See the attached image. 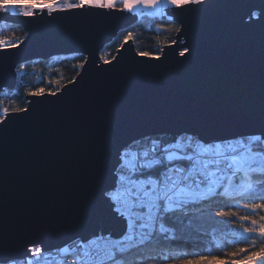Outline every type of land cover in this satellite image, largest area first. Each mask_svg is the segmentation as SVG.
Here are the masks:
<instances>
[{
    "label": "snow or ice",
    "instance_id": "6c2138e0",
    "mask_svg": "<svg viewBox=\"0 0 264 264\" xmlns=\"http://www.w3.org/2000/svg\"><path fill=\"white\" fill-rule=\"evenodd\" d=\"M9 17L20 19L9 23ZM58 18L72 21L76 38L85 42L73 51L82 57L72 65L76 74L48 79L47 90L23 85L22 95L18 89L0 92V141L14 121L32 118L34 104L49 97L60 101L69 85L83 81L88 64L101 73L119 65L118 56L129 50L125 45L137 42L132 29L140 23L154 33V43L152 51L134 49L135 63L176 73L203 67L258 26L259 118L232 131L204 127L199 116L151 124L110 120L80 209L91 229L52 248L29 245L24 264H264V0H0V30L23 28L22 37L15 31L0 36V76L6 71L3 58L32 39L28 25L39 31L37 21ZM120 19L127 26L120 28L118 55L100 47L90 51L91 34ZM36 70L34 62L30 70L28 62L7 69L18 87ZM96 87L104 91L113 85L101 80ZM113 222L121 225L119 233L109 227ZM208 237L210 246L202 247ZM212 244L225 249L222 256L212 254ZM0 264L21 262L19 255L0 251Z\"/></svg>",
    "mask_w": 264,
    "mask_h": 264
},
{
    "label": "water",
    "instance_id": "95a60500",
    "mask_svg": "<svg viewBox=\"0 0 264 264\" xmlns=\"http://www.w3.org/2000/svg\"><path fill=\"white\" fill-rule=\"evenodd\" d=\"M13 19L20 18L9 17V23ZM36 25L39 31L28 25L32 39L3 58L6 71L0 76V92L15 86L16 78L7 71L11 65L71 55L85 46L70 20L45 19ZM121 26L127 21H109L97 29L86 41L89 50L103 48ZM125 48L129 50L118 56L121 63L115 68L101 73L88 64L83 81L74 88L69 85L60 101L49 97L34 104L32 118L14 121L0 141V251L5 254L24 259L33 243L52 248L91 229L80 209L98 143L110 120L136 118L151 124L167 123L169 118L188 122L199 116L204 127L223 131L244 130L236 125L258 120L262 81L258 26L213 54L203 67L181 73L137 64L133 42ZM101 80L113 87L99 90ZM109 227L114 233L121 231L117 222Z\"/></svg>",
    "mask_w": 264,
    "mask_h": 264
},
{
    "label": "trees",
    "instance_id": "16d2710c",
    "mask_svg": "<svg viewBox=\"0 0 264 264\" xmlns=\"http://www.w3.org/2000/svg\"><path fill=\"white\" fill-rule=\"evenodd\" d=\"M161 21L157 20L155 22L149 21L148 23H160ZM147 29V24H136L135 27L132 29L137 33V42L134 43L133 41V46L134 49L139 48V50H147V51H152V45L154 43L152 36L154 35L153 32L146 30ZM15 31V34L17 36L23 35V30L20 27H14V28H5L3 30H0V36H9L12 34V32ZM124 36V32L120 31L117 36L112 39L108 44H106L103 49L106 51H109L112 55L116 54V49L119 47V43L121 39ZM61 59L55 60L50 58L49 60L46 61H32L28 62L29 64V70L31 69L32 63L34 62L36 65V72L33 74L31 71H29L28 75H25L23 77L21 85L18 87L17 81L15 80V86L13 89H4L8 90L9 92H12L15 94L16 90L18 89L19 93L22 95L23 93V85H27L29 87L35 88V87H49L47 80L48 79H60L61 75L67 79H71L76 73L75 70L72 68V65L79 59H82L80 56H74V54L67 55V56H59ZM49 69H52L50 72ZM37 76L44 77L45 79L43 80H38ZM54 90V89H53ZM1 91V92H3ZM21 104L24 103L23 100L19 101ZM210 237L204 238L202 247H209ZM243 246V245H241ZM212 247V254L215 255H223L224 248H217L215 247L214 244L211 245ZM231 245L228 246V250H230Z\"/></svg>",
    "mask_w": 264,
    "mask_h": 264
},
{
    "label": "built area",
    "instance_id": "2783aa9c",
    "mask_svg": "<svg viewBox=\"0 0 264 264\" xmlns=\"http://www.w3.org/2000/svg\"><path fill=\"white\" fill-rule=\"evenodd\" d=\"M25 259H26V258H24V259H20L21 264H24Z\"/></svg>",
    "mask_w": 264,
    "mask_h": 264
}]
</instances>
